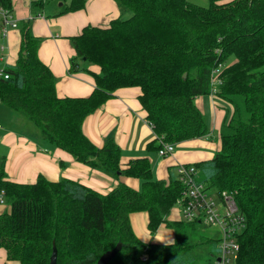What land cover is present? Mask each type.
<instances>
[{
	"label": "trees",
	"instance_id": "obj_1",
	"mask_svg": "<svg viewBox=\"0 0 264 264\" xmlns=\"http://www.w3.org/2000/svg\"><path fill=\"white\" fill-rule=\"evenodd\" d=\"M116 1L128 16L106 26L86 25L70 37L75 53L67 72L89 71L87 63L100 67L90 72L94 87L87 96L57 95L55 76L37 55L41 38L24 21L15 63L0 61L8 73L0 76V101L32 120L44 143L90 167L136 177L140 187L118 182L102 193L42 173L34 182H16L8 179L0 153V190L9 206L0 213V247L19 264H48L53 246L56 264H94L117 243L105 264H213L219 235L199 236L202 223L167 218L183 191L177 164L169 166L167 179L155 176L147 156L121 166L119 145L107 138L98 146L82 123L117 88L138 86L154 133L146 149L158 154L164 142L208 134L194 98L210 93L212 77H218L215 94L231 107L219 132L220 148L190 164L208 189L232 191L244 217L232 264H264V0H209L205 6L188 0ZM84 2L69 0L59 12ZM3 3L10 7L9 0ZM228 57L233 61L224 64ZM141 210L148 214L150 233L165 224L174 230L173 241H141L129 218Z\"/></svg>",
	"mask_w": 264,
	"mask_h": 264
},
{
	"label": "crops",
	"instance_id": "obj_2",
	"mask_svg": "<svg viewBox=\"0 0 264 264\" xmlns=\"http://www.w3.org/2000/svg\"><path fill=\"white\" fill-rule=\"evenodd\" d=\"M9 1L18 27L9 30L0 61L3 64L15 63L20 47V25L26 21L31 33L41 38L37 55L55 76L57 95L87 96L94 87L90 72L98 73L100 67L87 63L84 65L89 71L67 72L69 58L75 53L70 37L79 34L86 25L106 26L113 18L128 16L129 11L116 0H85L83 7L61 13L59 11L63 10L69 0H54L47 6L42 5L41 0ZM139 93L138 86L117 88L82 123L83 132L98 146L107 138L113 139L119 145L121 166L136 157L147 156L155 176L167 179L169 166L209 159L220 148L219 132L228 111L231 110L226 99L210 93L196 95L194 101L204 120L207 114L208 134L182 140L175 144L171 154L160 157L156 151L146 149V144L154 138V133L145 120V111L138 100ZM20 118L26 121L22 114L1 103L0 153L5 156L4 168L8 179L30 183L34 182L38 173H42L52 180L60 177L77 180L102 193L118 182L135 189L140 187V180L136 177L120 173L114 175L90 167L75 160L65 150L44 143L38 136L36 126H33V130L17 127ZM60 161L63 165H60ZM8 209V204L0 203V213ZM129 218L134 233L143 242L163 244L174 239V230L165 224L150 233L147 228L148 214L144 210L131 212ZM167 218L179 219L176 206L171 208ZM0 264L19 262L7 259L5 249L0 247Z\"/></svg>",
	"mask_w": 264,
	"mask_h": 264
},
{
	"label": "built area",
	"instance_id": "obj_3",
	"mask_svg": "<svg viewBox=\"0 0 264 264\" xmlns=\"http://www.w3.org/2000/svg\"><path fill=\"white\" fill-rule=\"evenodd\" d=\"M18 27L17 19L12 9L0 0V59L6 47L9 30ZM219 72V71H218ZM217 69L214 71V75ZM213 75V76H214ZM0 76L8 77V73L0 67ZM210 94H215L218 77H212ZM0 128L2 125L0 124ZM175 144L164 142L158 149V154H171ZM176 178L181 182L183 191L177 199L176 208L179 218L202 223L216 229L220 237L218 255L213 264H232L238 250L235 233L244 227V217L238 210L232 191L208 189L196 178V169L190 163H178ZM5 200L3 190H0V203Z\"/></svg>",
	"mask_w": 264,
	"mask_h": 264
},
{
	"label": "rangeland",
	"instance_id": "obj_4",
	"mask_svg": "<svg viewBox=\"0 0 264 264\" xmlns=\"http://www.w3.org/2000/svg\"><path fill=\"white\" fill-rule=\"evenodd\" d=\"M42 1V5L44 6H47L49 5L50 3H52L54 0H41ZM60 1V0H59ZM192 3H195V4H199V5H207L209 0H188ZM58 2V1H57ZM36 4V3H35ZM34 4V5H35ZM233 57H228L225 61H224V64H228L230 61L232 62L233 60ZM230 62V63H231ZM229 63V64H230ZM1 102V101H0ZM2 103V102H1ZM0 103V105H1ZM4 104V103H3ZM5 105V104H4ZM205 114V113H204ZM26 121H24L22 118H20V121L17 122V127H20V128H23V129H30V130H33V126L35 127V124L32 122V120H30L29 118H27L26 116L22 115ZM205 122H207V114H205ZM198 179H201L200 178V175L198 173V176H197ZM128 185V184H127ZM5 198V197H4ZM3 203H5V200L3 201ZM199 236H207V235H216L217 236V231L216 229L214 228H211L207 225H204V224H200L199 225Z\"/></svg>",
	"mask_w": 264,
	"mask_h": 264
},
{
	"label": "water",
	"instance_id": "obj_5",
	"mask_svg": "<svg viewBox=\"0 0 264 264\" xmlns=\"http://www.w3.org/2000/svg\"><path fill=\"white\" fill-rule=\"evenodd\" d=\"M183 76H186V73H183ZM120 247V243H117L112 249L105 251L102 253L99 258L96 260L94 264H105L110 258H112ZM48 264H56V248L52 247V251L50 254V260Z\"/></svg>",
	"mask_w": 264,
	"mask_h": 264
}]
</instances>
